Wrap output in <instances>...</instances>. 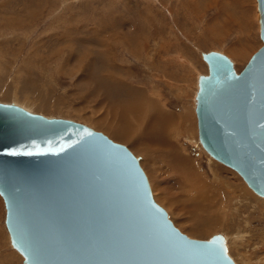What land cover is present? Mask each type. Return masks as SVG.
Segmentation results:
<instances>
[{"label":"rangeland","instance_id":"obj_1","mask_svg":"<svg viewBox=\"0 0 264 264\" xmlns=\"http://www.w3.org/2000/svg\"><path fill=\"white\" fill-rule=\"evenodd\" d=\"M260 44L256 0H0V100L81 121L124 144L180 231L197 238L220 232L235 264H264V197L205 152L193 111L196 78L206 72L200 52L220 51L238 70ZM139 91L184 118L169 138L190 161L187 172L218 190L220 220L208 232L199 230L208 212L195 208L154 128L133 130L136 145L105 126L117 127L113 109L135 102ZM3 215L0 198V264ZM16 256L7 263L21 261Z\"/></svg>","mask_w":264,"mask_h":264},{"label":"water","instance_id":"obj_2","mask_svg":"<svg viewBox=\"0 0 264 264\" xmlns=\"http://www.w3.org/2000/svg\"><path fill=\"white\" fill-rule=\"evenodd\" d=\"M261 44L238 70L200 52L196 136L213 159L264 196V0ZM0 198L24 264H235L224 236H188L152 197L124 144L89 125L0 100Z\"/></svg>","mask_w":264,"mask_h":264},{"label":"bare ground","instance_id":"obj_3","mask_svg":"<svg viewBox=\"0 0 264 264\" xmlns=\"http://www.w3.org/2000/svg\"><path fill=\"white\" fill-rule=\"evenodd\" d=\"M133 96H135V99L133 100L135 102L131 101L129 104H127L128 102H126L123 103L124 105L122 104L119 107L117 105L118 108L113 109L114 111L116 110V113L113 111L115 113V115L113 116L117 121V127L111 125L112 123L105 126H107L108 129L110 128L113 133L115 132L116 136H118L119 139L127 137L133 138V142L136 145H138L139 142L136 141V139L134 138L133 130L138 129L139 132L143 129L148 130L149 128H154L158 135H160L162 147L164 146L165 150L167 151L166 155L171 157V162L175 165L174 167H176L177 169L176 171L178 172L180 184L184 187L183 189L185 190V192L187 191L189 195H192V200L196 206L195 208H197V210L199 209V211H206V213L208 212V215H206L205 217L209 219V222L206 224H202L201 228H199L200 231L208 232L211 228H214L216 222L220 220L217 219V212L219 211V207H217V204L220 201H217L218 190L215 188H211L212 186H209L208 183L204 180V178H202L193 170L190 174L187 172V169L190 167V161L188 162L185 158H183V156L180 154L181 152L179 153L178 148L169 138V134L172 133L174 131L173 129L177 128L176 126L181 124L182 121L184 122V118L178 119L173 114L165 112L164 110L159 108L152 100L146 97L147 95H143V93L140 91L136 92ZM134 119L137 120L136 122L139 123L138 126L135 125ZM115 134L113 135L115 136ZM180 191H182V189H180ZM163 192H165V190ZM192 197L189 196V199L184 198V200L186 199L187 201L189 200L191 202L190 198ZM219 198H224V194L221 191L219 193ZM219 214L221 215V213ZM192 216L193 214L190 217ZM208 216H210V218H208Z\"/></svg>","mask_w":264,"mask_h":264},{"label":"crops","instance_id":"obj_4","mask_svg":"<svg viewBox=\"0 0 264 264\" xmlns=\"http://www.w3.org/2000/svg\"><path fill=\"white\" fill-rule=\"evenodd\" d=\"M5 241H6V245L4 247V264H8L6 260H8L9 258L10 259L11 258H17V256H16L17 252H16V250H14V249L11 250V248L8 247V239H5ZM5 261H6V263H5ZM17 261L18 262L15 261L16 264H19V262H21L19 259ZM15 262H13V263H15Z\"/></svg>","mask_w":264,"mask_h":264}]
</instances>
